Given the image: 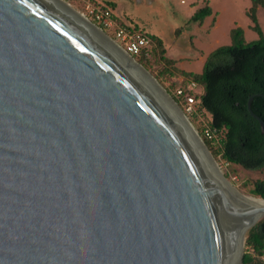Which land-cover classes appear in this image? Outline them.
<instances>
[{"label":"water","instance_id":"95a60500","mask_svg":"<svg viewBox=\"0 0 264 264\" xmlns=\"http://www.w3.org/2000/svg\"><path fill=\"white\" fill-rule=\"evenodd\" d=\"M199 137L56 1L0 0V264H241L264 208Z\"/></svg>","mask_w":264,"mask_h":264},{"label":"rangeland","instance_id":"374dc122","mask_svg":"<svg viewBox=\"0 0 264 264\" xmlns=\"http://www.w3.org/2000/svg\"><path fill=\"white\" fill-rule=\"evenodd\" d=\"M62 1L83 14L122 48L124 47L115 37L113 28H101L99 22L94 20L91 14L93 7H107L112 11L116 23L128 26L131 24L148 34L156 35L160 39L163 52L161 54L156 44L147 48L146 52H144V58L149 67L145 69L154 78L155 76L160 78V82L155 79L165 91L169 92L173 100L175 90L179 88L188 90L187 88L190 84V80L177 73L175 69L200 74L208 54L217 47L231 43L230 30L232 28L239 27L243 30L246 43L257 42L260 38L253 31L252 22L246 15L251 5L250 0ZM205 4H209L211 7V15L205 18L200 25L190 21L193 13ZM256 17L261 28V39L264 40V8L258 7L256 9ZM161 55L174 61L173 64H165L161 59ZM191 91L194 94H199L202 89L200 85L196 84ZM176 104L200 137H203V132L204 138H206L204 131L207 128L209 115L200 111L194 105L191 106V111L188 112L182 107V104L177 102ZM206 140L209 141V145L213 148L209 150L207 147L210 153L212 154L214 150L217 151L219 147L217 141L213 139ZM213 158L222 170L223 175H226L227 180L240 194L249 195L252 184L256 180H264V169L261 171L246 170L238 165L225 162L220 154L213 156ZM243 250L244 243L242 254Z\"/></svg>","mask_w":264,"mask_h":264},{"label":"trees","instance_id":"16d2710c","mask_svg":"<svg viewBox=\"0 0 264 264\" xmlns=\"http://www.w3.org/2000/svg\"><path fill=\"white\" fill-rule=\"evenodd\" d=\"M250 2L246 15L252 22L253 31L260 36L257 42L246 43L243 30L239 27L232 28L231 43L211 51L200 74L179 69L175 71L190 82L201 86L202 91L199 94L189 90L184 92L193 97L194 106L209 115L207 128L215 130L220 136L219 147L211 155L220 154L227 163L238 165L246 170L261 171L264 169V135L261 134L258 122L248 113L247 101L254 95L250 104L251 110L264 121V40L261 39V28L256 17V9L264 8V0H250ZM102 8L108 9L113 18L109 8ZM211 12L209 4H205L193 13L190 21L200 25L211 15ZM119 25L147 35L152 42L151 47L156 44L162 54V45L156 35L148 34L131 24L130 26L121 23ZM100 26L104 28L101 24ZM144 52L146 49H142L132 57L148 69ZM161 59L169 65L174 62L162 55ZM155 78L160 82L158 76ZM166 93L169 94L167 90ZM173 96L178 104L186 108L187 102L183 96L177 95V90ZM202 136L205 145L212 150L203 132ZM249 195L264 199V180H256L249 190ZM263 258L264 218L247 231L241 264H264Z\"/></svg>","mask_w":264,"mask_h":264},{"label":"bare ground","instance_id":"6f19581e","mask_svg":"<svg viewBox=\"0 0 264 264\" xmlns=\"http://www.w3.org/2000/svg\"><path fill=\"white\" fill-rule=\"evenodd\" d=\"M59 5H61L65 10H67L70 14L78 18L80 21H82L89 29H91L95 34H97L101 39H103L110 47H112L133 69H136L139 73L143 74L149 81V83L157 89V91L160 93L161 98L167 102V105L172 106L178 113V115L183 119L188 125L190 130L194 133V135L199 137V133H197L193 127L192 124L188 121V119L185 117V115L182 113L181 110L178 109L176 104L172 101L173 99L169 94L166 93V91L163 89V87L157 82V80L152 79V77L145 73L142 68L139 66V64L133 59V57L121 46H119L115 41H113L110 37H108L100 28L95 26L90 20H88L83 14L77 12L74 10L69 4L65 3L62 0H54ZM201 137H199L200 139ZM198 139V138H197ZM199 144L204 150V153L208 160H212L213 167L218 172V175H223L221 169L219 168V165L216 163L215 159L212 157L211 153L209 152L208 148L204 146V142L201 138V141L199 140ZM207 148V149H206ZM220 177V176H219ZM219 183L228 191V194L230 193L231 196H233L236 200L240 201L241 203L248 206L250 209H259L264 208V199L255 198L253 196L249 195H243L237 192L233 186L230 184L228 180L218 179ZM256 221L264 217L262 214H256L254 215Z\"/></svg>","mask_w":264,"mask_h":264},{"label":"built area","instance_id":"2783aa9c","mask_svg":"<svg viewBox=\"0 0 264 264\" xmlns=\"http://www.w3.org/2000/svg\"><path fill=\"white\" fill-rule=\"evenodd\" d=\"M91 14L99 24H101L104 28H113L115 37L119 40L128 53L131 55L138 54L142 49H147L152 46V42L149 37L142 32L139 31H132L123 25H119L115 22V20L111 16V12L108 9L102 7H93L91 9ZM196 84L190 82L188 86V90L191 91ZM177 95L183 96L184 100H186V111H191V106L194 105L193 97L188 96L185 94L183 89L177 90ZM205 137L206 139H213L216 140L217 143L220 141V136L215 130H210L206 128ZM219 144V143H218Z\"/></svg>","mask_w":264,"mask_h":264}]
</instances>
